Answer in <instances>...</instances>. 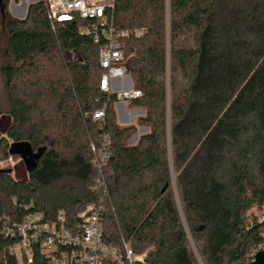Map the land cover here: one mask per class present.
<instances>
[{
  "label": "trees",
  "instance_id": "trees-1",
  "mask_svg": "<svg viewBox=\"0 0 264 264\" xmlns=\"http://www.w3.org/2000/svg\"><path fill=\"white\" fill-rule=\"evenodd\" d=\"M9 5L1 0L0 157H19L13 143L41 155L26 178L0 170V264H48L38 248L30 260L10 252L18 239L5 236L6 219L40 212L54 223L64 212L74 232L97 202L91 144L102 131L87 115L106 104L104 242L151 248L149 264H199L193 246L204 264H246L264 243V222L247 223L264 208V0H116L117 29L148 31L125 42L127 74L143 92L130 104L150 129L135 146L136 127L118 126L116 98L100 90V48L80 34L83 21L53 25L44 2L20 20ZM72 51L77 64L65 58Z\"/></svg>",
  "mask_w": 264,
  "mask_h": 264
},
{
  "label": "built area",
  "instance_id": "built-area-1",
  "mask_svg": "<svg viewBox=\"0 0 264 264\" xmlns=\"http://www.w3.org/2000/svg\"><path fill=\"white\" fill-rule=\"evenodd\" d=\"M47 8L48 19L54 25L74 21H83L79 32L89 36L99 49V63L103 69L100 78V90L108 96H114L118 104H128L143 96V92L135 89L130 82L126 69V44L131 38L141 39L147 33L146 28L117 29L114 20L116 0H41ZM38 3V2H36ZM77 58L76 52H70ZM129 80L126 87L120 83ZM127 83V84H128ZM106 104L102 108L89 113L92 122L102 131L100 143L91 144L94 155L93 164L97 170V178L91 193L97 202L85 206L79 213V225L72 232L67 229L65 213L60 212L57 221L48 223L43 213L35 212L28 215L21 223L5 221L4 234L8 238L18 239L10 248V252L19 258L31 259L33 251L38 248L48 260V264H149L147 263L148 248L144 253L137 254L130 244L122 247L108 245L104 242V224L108 188L104 170L112 156V138L105 132ZM255 218L259 224L264 222V208L255 209ZM254 220V218H252ZM252 223V221H251ZM264 250V243L253 249L246 264H252L258 252ZM163 264V263H160Z\"/></svg>",
  "mask_w": 264,
  "mask_h": 264
},
{
  "label": "rangeland",
  "instance_id": "rangeland-1",
  "mask_svg": "<svg viewBox=\"0 0 264 264\" xmlns=\"http://www.w3.org/2000/svg\"><path fill=\"white\" fill-rule=\"evenodd\" d=\"M13 1H15V0H10V3ZM8 10L10 12L9 7H8ZM65 58L71 64L79 63L77 61V58H74V59L72 58V54H70V52L65 54ZM6 62H7V60L3 56H0V93H1V99H2L4 105H5L4 101H5V95L7 93L6 92L7 90L5 89V80H4L3 76L1 75V69L6 64ZM128 81L129 80L123 81L122 83H120L119 86L120 87H126L127 85H129ZM169 99H170V90H169ZM113 111H114L116 123L118 124L119 127H121V128L127 127V126H135L136 127L137 131L132 135V137L127 142L129 146H135L138 143L141 136L150 132V129L141 123V119L146 116L145 110H143L139 107H133L130 103L125 104V105L116 103L113 106ZM169 134H170V128H169ZM169 141H170V137H169ZM9 143L11 144V141H9ZM170 160H171V164H172L171 149H170ZM0 170H9L13 177L14 176L16 178L21 177V179L26 178L27 173H28V171H27V169H26V167H25L20 156L19 157L9 156L8 158H4V159L0 157ZM172 185L175 188L176 176L174 174L173 166H172ZM254 210L255 209L251 210L248 213V216H247V218H248L247 223L248 224H250L251 221H253L252 218H254V220H256ZM186 231L189 234V237L192 239L191 234H190L187 226H186ZM192 250L194 252L193 253L194 258L197 259L198 263L204 264L201 256L198 254L195 246L192 247Z\"/></svg>",
  "mask_w": 264,
  "mask_h": 264
},
{
  "label": "water",
  "instance_id": "water-1",
  "mask_svg": "<svg viewBox=\"0 0 264 264\" xmlns=\"http://www.w3.org/2000/svg\"><path fill=\"white\" fill-rule=\"evenodd\" d=\"M1 4V0H0ZM81 60L80 54H78ZM10 153L12 155H19L28 171L30 173L32 169L36 167V161L39 159L41 152L34 154L31 146L28 143H13L10 146ZM252 264H264V250L257 253L255 261Z\"/></svg>",
  "mask_w": 264,
  "mask_h": 264
},
{
  "label": "crops",
  "instance_id": "crops-1",
  "mask_svg": "<svg viewBox=\"0 0 264 264\" xmlns=\"http://www.w3.org/2000/svg\"><path fill=\"white\" fill-rule=\"evenodd\" d=\"M41 0H15L10 3V13L14 18L25 19L30 5Z\"/></svg>",
  "mask_w": 264,
  "mask_h": 264
}]
</instances>
